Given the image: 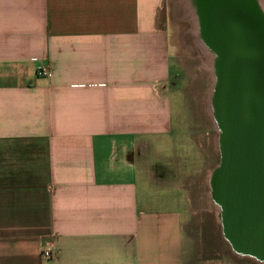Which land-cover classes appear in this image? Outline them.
<instances>
[{"label": "crops", "instance_id": "crops-1", "mask_svg": "<svg viewBox=\"0 0 264 264\" xmlns=\"http://www.w3.org/2000/svg\"><path fill=\"white\" fill-rule=\"evenodd\" d=\"M166 3L0 0V264H186L204 137Z\"/></svg>", "mask_w": 264, "mask_h": 264}, {"label": "water", "instance_id": "water-1", "mask_svg": "<svg viewBox=\"0 0 264 264\" xmlns=\"http://www.w3.org/2000/svg\"><path fill=\"white\" fill-rule=\"evenodd\" d=\"M215 58L212 108L221 160L211 177L233 249L264 262V8L259 0H193Z\"/></svg>", "mask_w": 264, "mask_h": 264}, {"label": "rangeland", "instance_id": "rangeland-1", "mask_svg": "<svg viewBox=\"0 0 264 264\" xmlns=\"http://www.w3.org/2000/svg\"><path fill=\"white\" fill-rule=\"evenodd\" d=\"M259 1L263 3L264 8V0ZM166 4L172 38L177 44L175 53L180 64V71L172 78L174 82L172 85L173 99L177 104L178 97L174 95L177 93L181 95L185 106L184 114L188 117V130L190 129L196 137L200 134L204 137L200 148L197 143L195 146L190 139L186 141L187 145H192V150L195 152L192 158L195 157L198 162V159L202 160L205 155L204 167L206 170L210 167L212 171L221 160L220 130L214 116L213 98H211V91L216 84L214 79L216 56L210 49L207 48L208 50L205 49L203 52L195 45L196 35L192 31L194 30L193 18L197 22V14L193 0H167ZM179 126L182 131H185L182 124ZM186 135L188 136V133ZM206 170L194 181L193 189H191L190 211L192 215H189L185 229L186 264H261L258 262L260 260L255 257L244 256L236 252L227 240L223 231L220 208L213 200Z\"/></svg>", "mask_w": 264, "mask_h": 264}, {"label": "built area", "instance_id": "built-area-1", "mask_svg": "<svg viewBox=\"0 0 264 264\" xmlns=\"http://www.w3.org/2000/svg\"><path fill=\"white\" fill-rule=\"evenodd\" d=\"M37 75L40 77H49L50 76V69L48 67L41 65L37 68ZM51 255H52V253L50 251L44 252V256L47 258H50Z\"/></svg>", "mask_w": 264, "mask_h": 264}, {"label": "bare ground", "instance_id": "bare-ground-1", "mask_svg": "<svg viewBox=\"0 0 264 264\" xmlns=\"http://www.w3.org/2000/svg\"><path fill=\"white\" fill-rule=\"evenodd\" d=\"M195 20V18H193ZM199 35V34H198ZM213 62V61H212ZM213 64V63H212ZM211 69V66L209 67ZM208 69V68H207ZM215 72V71H214ZM213 76V73H212ZM216 76H214L215 79ZM213 94H214V87H213V91H211V98H213ZM213 103V102H212Z\"/></svg>", "mask_w": 264, "mask_h": 264}, {"label": "flooded vegetation", "instance_id": "flooded-vegetation-1", "mask_svg": "<svg viewBox=\"0 0 264 264\" xmlns=\"http://www.w3.org/2000/svg\"><path fill=\"white\" fill-rule=\"evenodd\" d=\"M223 231H224V227H223ZM232 246V245H231ZM233 248V247H232Z\"/></svg>", "mask_w": 264, "mask_h": 264}]
</instances>
